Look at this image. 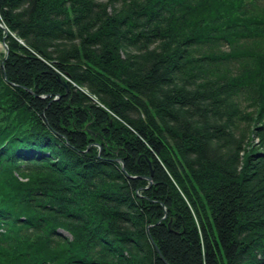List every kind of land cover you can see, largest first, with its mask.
<instances>
[{
    "label": "trees",
    "instance_id": "obj_1",
    "mask_svg": "<svg viewBox=\"0 0 264 264\" xmlns=\"http://www.w3.org/2000/svg\"><path fill=\"white\" fill-rule=\"evenodd\" d=\"M0 24V264H165L151 239L264 264V0H0Z\"/></svg>",
    "mask_w": 264,
    "mask_h": 264
},
{
    "label": "water",
    "instance_id": "obj_2",
    "mask_svg": "<svg viewBox=\"0 0 264 264\" xmlns=\"http://www.w3.org/2000/svg\"><path fill=\"white\" fill-rule=\"evenodd\" d=\"M3 46H4L5 49L7 48L5 43H3ZM6 50H7V49H6ZM121 169H122L123 171H125L123 165L121 166ZM126 175H127V177H129V178H135V177H136V176H132V175H129V174H126ZM139 177H140V178L142 177L143 179H146V180L148 181L149 185H151V183H152V171H151L150 174L147 175V176H139ZM166 215H167V211H166V209H164V214H163V216L157 221V224L160 223V222L166 217ZM167 225H168L169 230L172 231L171 226H170V222H168ZM151 242H152V244L154 245V248L156 249V251H157V253H158V255H159L160 260L163 261L165 264H169V263L165 260V258H164L163 255L161 254L160 250L158 249L157 245L154 243V241H153L152 239H151Z\"/></svg>",
    "mask_w": 264,
    "mask_h": 264
},
{
    "label": "rangeland",
    "instance_id": "obj_3",
    "mask_svg": "<svg viewBox=\"0 0 264 264\" xmlns=\"http://www.w3.org/2000/svg\"><path fill=\"white\" fill-rule=\"evenodd\" d=\"M99 1H104V2H107L108 0H99ZM3 51V47H2V44L0 43V52H2ZM60 231V230H59ZM63 235H65V236H69L70 237V235H68L67 233H64Z\"/></svg>",
    "mask_w": 264,
    "mask_h": 264
}]
</instances>
